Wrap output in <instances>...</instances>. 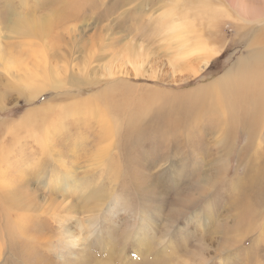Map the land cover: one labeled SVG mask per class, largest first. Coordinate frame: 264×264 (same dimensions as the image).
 <instances>
[{"label": "rangeland", "instance_id": "1", "mask_svg": "<svg viewBox=\"0 0 264 264\" xmlns=\"http://www.w3.org/2000/svg\"><path fill=\"white\" fill-rule=\"evenodd\" d=\"M234 10L0 0V264H264V128L242 121L264 123V100L217 82L261 28ZM198 41L216 48L201 70Z\"/></svg>", "mask_w": 264, "mask_h": 264}, {"label": "bare ground", "instance_id": "2", "mask_svg": "<svg viewBox=\"0 0 264 264\" xmlns=\"http://www.w3.org/2000/svg\"><path fill=\"white\" fill-rule=\"evenodd\" d=\"M228 1L230 2V5L234 7V9H235L234 12L239 17V19L243 20L244 23H251L252 24V23H255V22H259L258 25L261 28H259V31L256 32L257 36L254 35L253 38L251 39V42L249 44L250 46L249 45L247 46L248 52L246 53V55L244 57H242L237 63H235L234 66L229 70V72H227V74H225L224 77H222L221 79L217 80V82H219L221 85H224L225 87H230V86L236 85L238 83L239 88L242 89V91L244 92L243 96L240 97L241 101L244 104L250 103L253 106V110L256 111L258 109L259 105L264 100V22H263V19H264V8H262V7L254 8L255 6L250 7V6H248L247 4H245L242 1H235V0H232V1L228 0ZM75 7H73V8H75ZM66 12H67V10H63L62 12L61 11L58 12L59 14L56 17V20L59 19L58 21H60V19H62V17L67 15ZM58 21H51V22L47 23L46 26L49 27V26L52 25L51 23L58 22ZM25 23L26 22H21V23H18V24L19 25L20 24L24 25ZM20 26H18V27H20ZM36 26L39 28V30L35 28L34 30L37 31V33H35V34H41V33L43 34V33L46 32L45 31L46 29H42L43 24L38 23V24H36ZM30 29H33V28L29 27V26L26 27V30H29V32H30ZM187 29H189V28L187 27V25L185 23L178 22V23H175L173 25V27L171 28V32L173 33L174 36L177 37L178 35H181V33L183 34V32L186 31ZM34 30H32V31H34ZM14 31H16V29ZM178 37H180L182 39L181 41L179 39L180 45H181V44H184L182 42V41H184V39H185L186 42L188 41L189 35H188V37L187 36L184 37V39L181 36H178ZM199 40H202V39L200 38ZM195 44H196L195 45L196 50L193 49L192 53L197 52L195 60H198V62L200 63L199 70H201L208 64V62L210 61L212 55L215 53L216 48L208 47L202 41H198ZM189 45H188V47H189ZM43 74H47L48 75L49 73L44 71ZM36 78H37V76L31 78L32 83L36 82ZM50 79H51L50 81L53 82V87H59V84L61 83V79L58 78V73H55V75H52ZM30 86L32 87L33 85H30ZM60 86H62V85H60ZM36 88H38V87H36ZM252 95H254L255 98H256L255 103L251 99ZM215 97L216 96H214V99H215ZM216 105H217V108H216L215 112H218L219 114L223 113V115H224V110L221 107V105H223L222 102L218 103V100H217ZM243 116H245V114ZM242 121L245 124L244 128L246 129V132L247 131H251V130L257 131L258 128H259V131H262V129L264 128V123L259 122L257 120V118H256V115H255V119L253 121H249L248 119H244ZM253 128H255V130ZM108 129L110 130L111 128H108ZM263 135H264V132H263ZM45 137L42 139L41 144L43 146L47 147V145L49 144V142H48L49 138H48V136L46 134H45ZM4 172H5L4 168L1 167L0 168V176L3 175ZM67 175H65V176H67ZM213 177H215V176L213 175ZM64 178H66V177H64ZM56 182L58 183L57 185L62 186L61 184L63 182L61 183V178L59 180L57 178ZM63 185H64V183H63ZM68 186H70V185H68ZM190 201L191 200H189L188 202H190ZM244 212H245V214H247L249 211L244 209ZM91 219L92 218H90V220ZM92 223H93V225L91 226V229H92V236H93L95 234V232L97 231V226L98 225H97V222L94 221V219H92ZM145 228H147V227H145ZM144 229L142 228V231H144ZM145 231H148V230H145ZM69 238L70 239L67 242V245H64L62 247V257H63V259H65L67 261L68 258H65L64 255L65 254H69L70 256H72L71 259L73 261H79L80 258H82L85 255L86 249L80 250L79 248H77V242H78V239H76L77 237L69 235ZM4 247H5V242H3V240H2L1 249H3ZM77 251L80 252V255L77 254ZM78 256H79V258L76 259Z\"/></svg>", "mask_w": 264, "mask_h": 264}]
</instances>
